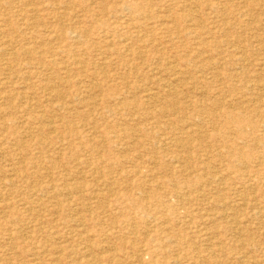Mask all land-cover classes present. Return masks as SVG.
I'll return each mask as SVG.
<instances>
[{
    "label": "rangeland",
    "instance_id": "374dc122",
    "mask_svg": "<svg viewBox=\"0 0 264 264\" xmlns=\"http://www.w3.org/2000/svg\"><path fill=\"white\" fill-rule=\"evenodd\" d=\"M0 264H264V0H0Z\"/></svg>",
    "mask_w": 264,
    "mask_h": 264
},
{
    "label": "bare ground",
    "instance_id": "6f19581e",
    "mask_svg": "<svg viewBox=\"0 0 264 264\" xmlns=\"http://www.w3.org/2000/svg\"><path fill=\"white\" fill-rule=\"evenodd\" d=\"M217 1V0H216ZM127 5V4H126ZM149 9V8H148ZM196 9V8H195ZM194 9V10H195ZM197 10H198V8H197ZM196 10V11H197ZM125 11V10H124ZM200 20V19H199ZM201 25V24H200ZM207 33V32H206ZM208 34V33H207ZM73 38V37H72ZM139 39H141V38H139ZM107 45V44H106ZM105 46V45H104ZM108 46V45H107ZM110 48V47H109ZM62 53V52H61ZM195 54V53H194ZM78 61V60H77ZM76 62V61H75ZM170 63V62H169ZM168 64V63H167ZM172 64V63H171ZM174 64V63H173ZM172 64V65H173ZM71 65V64H70ZM69 66V65H68ZM14 80V79H13ZM44 81V80H43ZM42 83V82H41ZM56 84V83H55ZM30 101V100H29ZM54 102V101H53ZM32 106V105H31ZM30 107V106H29ZM36 116V115H35ZM48 118V117H47ZM46 121V120H45ZM48 121V120H47ZM51 121H52V119H51ZM53 122V121H52ZM52 122H50V123H52ZM44 123V122H43ZM30 124V123H29ZM48 124V123H47ZM27 130V129H26ZM29 130V129H28ZM52 132H55V131H53V130H51ZM28 132V131H27ZM51 133V132H50ZM184 148H186V147H184ZM250 152V151H249ZM236 156V155H235ZM256 158V157H255ZM88 163V162H87ZM243 167V166H242ZM247 177V176H246ZM51 178V177H50ZM200 184V183H199ZM89 192V191H88ZM91 192V191H90ZM146 197V196H145ZM17 199V198H16ZM39 199V198H38ZM144 199V198H143ZM147 199V198H146ZM156 200V199H155ZM247 202V201H246ZM59 203V202H58ZM14 208V207H13ZM251 208V207H250ZM9 209V208H8ZM31 209V208H30ZM46 209V208H45ZM73 209V208H72ZM154 210V209H153ZM5 212V211H4ZM42 212V211H41ZM170 212V211H169ZM2 213V212H1ZM161 213V212H160ZM5 214V213H4ZM170 214H171V212H170ZM76 216H79V215H76ZM260 218V217H259ZM35 220V219H34ZM159 221V220H158ZM104 225V224H103ZM116 233V232H115ZM145 233V232H144ZM15 238V237H14ZM186 247V246H185ZM106 250V249H105ZM101 252V251H100ZM128 254V253H127ZM123 256V255H122ZM231 259V258H230Z\"/></svg>",
    "mask_w": 264,
    "mask_h": 264
}]
</instances>
